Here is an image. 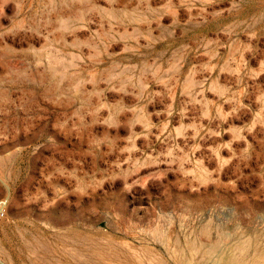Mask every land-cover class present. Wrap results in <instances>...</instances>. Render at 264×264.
<instances>
[{
    "label": "rangeland",
    "instance_id": "obj_1",
    "mask_svg": "<svg viewBox=\"0 0 264 264\" xmlns=\"http://www.w3.org/2000/svg\"><path fill=\"white\" fill-rule=\"evenodd\" d=\"M0 264H264V0H0Z\"/></svg>",
    "mask_w": 264,
    "mask_h": 264
},
{
    "label": "built area",
    "instance_id": "obj_2",
    "mask_svg": "<svg viewBox=\"0 0 264 264\" xmlns=\"http://www.w3.org/2000/svg\"><path fill=\"white\" fill-rule=\"evenodd\" d=\"M3 204H4L3 202H0V210H1V214H4V211L2 210L3 207H4Z\"/></svg>",
    "mask_w": 264,
    "mask_h": 264
}]
</instances>
